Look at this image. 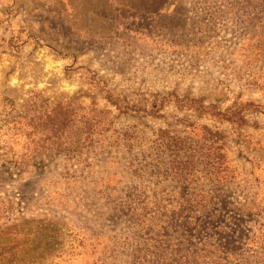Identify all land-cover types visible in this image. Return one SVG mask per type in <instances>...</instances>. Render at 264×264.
Returning a JSON list of instances; mask_svg holds the SVG:
<instances>
[{"label":"rangeland","instance_id":"374dc122","mask_svg":"<svg viewBox=\"0 0 264 264\" xmlns=\"http://www.w3.org/2000/svg\"><path fill=\"white\" fill-rule=\"evenodd\" d=\"M0 264H264V0H0Z\"/></svg>","mask_w":264,"mask_h":264}]
</instances>
